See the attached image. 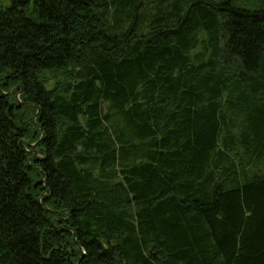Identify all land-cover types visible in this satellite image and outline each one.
I'll use <instances>...</instances> for the list:
<instances>
[{"label": "trees", "instance_id": "trees-1", "mask_svg": "<svg viewBox=\"0 0 264 264\" xmlns=\"http://www.w3.org/2000/svg\"><path fill=\"white\" fill-rule=\"evenodd\" d=\"M0 264H264V0H0Z\"/></svg>", "mask_w": 264, "mask_h": 264}, {"label": "water", "instance_id": "water-1", "mask_svg": "<svg viewBox=\"0 0 264 264\" xmlns=\"http://www.w3.org/2000/svg\"><path fill=\"white\" fill-rule=\"evenodd\" d=\"M21 144V143H20ZM29 146H32V145H29Z\"/></svg>", "mask_w": 264, "mask_h": 264}]
</instances>
